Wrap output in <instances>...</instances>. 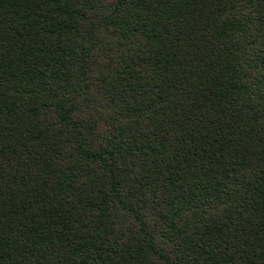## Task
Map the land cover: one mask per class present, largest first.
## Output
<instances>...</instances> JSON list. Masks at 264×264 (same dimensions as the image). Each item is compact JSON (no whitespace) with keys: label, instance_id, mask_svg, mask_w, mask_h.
I'll use <instances>...</instances> for the list:
<instances>
[{"label":"trees","instance_id":"trees-1","mask_svg":"<svg viewBox=\"0 0 264 264\" xmlns=\"http://www.w3.org/2000/svg\"><path fill=\"white\" fill-rule=\"evenodd\" d=\"M0 264H264V0H0Z\"/></svg>","mask_w":264,"mask_h":264}]
</instances>
